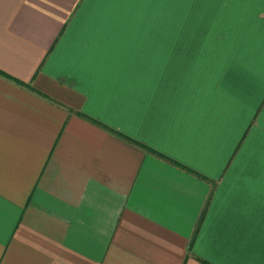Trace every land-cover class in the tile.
Masks as SVG:
<instances>
[{"label": "crops", "instance_id": "crops-1", "mask_svg": "<svg viewBox=\"0 0 264 264\" xmlns=\"http://www.w3.org/2000/svg\"><path fill=\"white\" fill-rule=\"evenodd\" d=\"M0 264H264V0H0Z\"/></svg>", "mask_w": 264, "mask_h": 264}]
</instances>
